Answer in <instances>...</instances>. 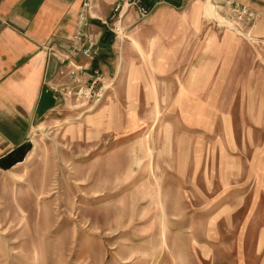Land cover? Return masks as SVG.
<instances>
[{
  "label": "rangeland",
  "instance_id": "rangeland-1",
  "mask_svg": "<svg viewBox=\"0 0 264 264\" xmlns=\"http://www.w3.org/2000/svg\"><path fill=\"white\" fill-rule=\"evenodd\" d=\"M213 4L172 54L115 16L112 78L0 163V264H264V39Z\"/></svg>",
  "mask_w": 264,
  "mask_h": 264
},
{
  "label": "crops",
  "instance_id": "crops-1",
  "mask_svg": "<svg viewBox=\"0 0 264 264\" xmlns=\"http://www.w3.org/2000/svg\"><path fill=\"white\" fill-rule=\"evenodd\" d=\"M84 1L0 0V161L24 151L37 123L63 103V98L47 84L59 82V70L64 66L58 53L72 49ZM92 1L89 32L100 54L94 61L79 58L78 62L86 64L92 74L102 71L106 78H112V68L117 69L119 61L114 58L118 44L109 26L119 0ZM146 1L153 9L151 16L139 23L131 13L128 33L137 36L142 30L155 42L158 53L165 48L168 54L175 53L176 48L188 46L186 42L191 37L207 38L203 0ZM238 1L259 15L250 34L264 39V0ZM213 6L220 16L222 3ZM228 34L239 36L235 32L223 35ZM143 44L147 46V42ZM129 45H123L126 52Z\"/></svg>",
  "mask_w": 264,
  "mask_h": 264
},
{
  "label": "built area",
  "instance_id": "built-area-1",
  "mask_svg": "<svg viewBox=\"0 0 264 264\" xmlns=\"http://www.w3.org/2000/svg\"><path fill=\"white\" fill-rule=\"evenodd\" d=\"M207 1L222 3L223 13L220 17L222 18L225 27L230 28L243 38H251V40H255L251 37L250 31L259 18L257 13L238 0ZM93 9V1L85 0L82 11L79 14L77 29L73 37L72 49L67 53H58L61 65L64 66V69L59 70V82L55 85H51L50 83L47 84L49 89H51L55 95L61 96L63 99L72 95H82L83 88L80 87H84V84H87L86 87L88 91L85 97L89 99L94 86L100 81L99 78L96 77L94 79L91 78L88 80V83H85L83 75L87 74L89 68L86 64L83 65L78 62L79 58H83L87 62L94 61L100 54L99 47L92 40L89 32V17L92 14ZM114 11V18L117 16L119 20L129 13H134L138 20L143 21L151 16L153 9L147 5L146 0H119ZM109 27L116 36L119 35V28L116 24H112ZM94 74L97 76L98 71L94 72Z\"/></svg>",
  "mask_w": 264,
  "mask_h": 264
},
{
  "label": "water",
  "instance_id": "water-1",
  "mask_svg": "<svg viewBox=\"0 0 264 264\" xmlns=\"http://www.w3.org/2000/svg\"><path fill=\"white\" fill-rule=\"evenodd\" d=\"M9 158L11 159V156L10 157H6L5 159H2L1 161H0V163H3V161L5 160H9Z\"/></svg>",
  "mask_w": 264,
  "mask_h": 264
}]
</instances>
